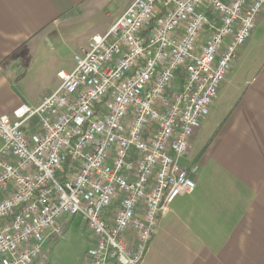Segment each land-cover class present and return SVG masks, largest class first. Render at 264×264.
Wrapping results in <instances>:
<instances>
[{
  "label": "built area",
  "instance_id": "1",
  "mask_svg": "<svg viewBox=\"0 0 264 264\" xmlns=\"http://www.w3.org/2000/svg\"><path fill=\"white\" fill-rule=\"evenodd\" d=\"M263 10L136 0L39 107L0 116V264H36L74 219L92 233L87 264H144L160 220L196 189L200 165L182 161Z\"/></svg>",
  "mask_w": 264,
  "mask_h": 264
},
{
  "label": "crops",
  "instance_id": "2",
  "mask_svg": "<svg viewBox=\"0 0 264 264\" xmlns=\"http://www.w3.org/2000/svg\"><path fill=\"white\" fill-rule=\"evenodd\" d=\"M135 1L0 0V116L39 107L74 69L66 54L73 61ZM193 164L196 189L160 220L144 264H264V10L182 161Z\"/></svg>",
  "mask_w": 264,
  "mask_h": 264
},
{
  "label": "rangeland",
  "instance_id": "3",
  "mask_svg": "<svg viewBox=\"0 0 264 264\" xmlns=\"http://www.w3.org/2000/svg\"><path fill=\"white\" fill-rule=\"evenodd\" d=\"M118 8L119 3L114 4L111 12H115ZM76 54L82 55V52ZM75 56L71 61L70 53L66 54V69L75 68ZM91 237L92 233L86 222L81 219L72 220L64 225L61 235L55 236L47 243L38 264H81L83 252L89 247Z\"/></svg>",
  "mask_w": 264,
  "mask_h": 264
}]
</instances>
